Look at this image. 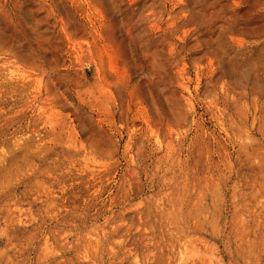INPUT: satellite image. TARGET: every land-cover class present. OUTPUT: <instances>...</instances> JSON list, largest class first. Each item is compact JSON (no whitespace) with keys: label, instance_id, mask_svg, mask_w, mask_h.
<instances>
[{"label":"rangeland","instance_id":"obj_1","mask_svg":"<svg viewBox=\"0 0 264 264\" xmlns=\"http://www.w3.org/2000/svg\"><path fill=\"white\" fill-rule=\"evenodd\" d=\"M0 264H264V0H0Z\"/></svg>","mask_w":264,"mask_h":264}]
</instances>
